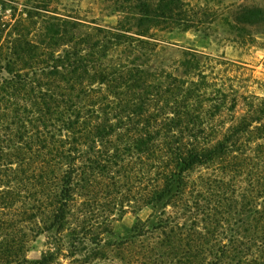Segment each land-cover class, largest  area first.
I'll list each match as a JSON object with an SVG mask.
<instances>
[{
  "label": "trees",
  "instance_id": "16d2710c",
  "mask_svg": "<svg viewBox=\"0 0 264 264\" xmlns=\"http://www.w3.org/2000/svg\"><path fill=\"white\" fill-rule=\"evenodd\" d=\"M76 1L0 0V264H264V100L236 114L195 48L167 64L154 37L213 9L103 0L102 24ZM230 15L244 42L264 30L263 5ZM100 189L152 215L116 232Z\"/></svg>",
  "mask_w": 264,
  "mask_h": 264
},
{
  "label": "rangeland",
  "instance_id": "374dc122",
  "mask_svg": "<svg viewBox=\"0 0 264 264\" xmlns=\"http://www.w3.org/2000/svg\"><path fill=\"white\" fill-rule=\"evenodd\" d=\"M103 2V0H77L74 7L82 18L95 19L102 24H114L117 17L109 14ZM243 2L264 6V0H193V4L201 6L207 4L213 9L212 13L205 17L204 23L198 25V29L155 30L154 35L159 43V55L167 64L177 63L185 49L195 48L199 52L202 64L205 65L203 70L208 75L209 81L214 82L216 87H223L237 96L236 114H241L250 100L254 99L256 102L264 100V30L254 34L255 31L251 28H245L244 32L253 33L255 40L249 39L248 43L244 42L236 33L230 15L231 9ZM137 166H139L137 160L132 158V170ZM196 174L197 172H194L193 176ZM99 191L101 192L97 199L99 215L104 214L116 232L129 231L136 216L141 221H145L152 215L151 208L139 207L142 203L137 202L136 198L141 193L132 191L131 197L123 200V203L119 199L117 201L119 205L122 203L124 206V211H121L119 205H114L113 202H109L108 197L105 198L107 190ZM110 192L115 193V191ZM80 194L83 195L84 192L80 191ZM85 198L82 196L78 201L81 202ZM45 243V235L33 237L27 243V256L31 259L38 258L41 252L46 250Z\"/></svg>",
  "mask_w": 264,
  "mask_h": 264
}]
</instances>
